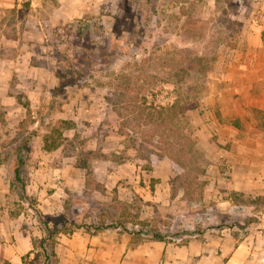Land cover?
I'll return each mask as SVG.
<instances>
[{
	"label": "crops",
	"instance_id": "1",
	"mask_svg": "<svg viewBox=\"0 0 264 264\" xmlns=\"http://www.w3.org/2000/svg\"><path fill=\"white\" fill-rule=\"evenodd\" d=\"M55 1L57 8L52 0H35L26 9L16 0H0V10L13 12L23 33L41 36L81 18L88 0ZM235 19L237 30L221 45L211 74L208 106L185 113L194 136L222 145L210 158L205 199L177 203L186 190L177 186L171 194L180 170L166 155L132 152L116 111L105 103L83 106L81 98L91 96L79 91L60 113L72 123L63 135L74 139V151L63 144L52 151L40 146L27 157L30 180L20 191L35 205L10 202L15 181L0 186V264H33L41 254L44 233L35 210L46 220L58 218L56 228L109 226L57 233L44 245L52 264H264V0H241ZM174 203L186 213L181 216H201L176 222L182 229L177 236L153 238L152 231H131L130 222L111 224L120 207L149 222L165 217Z\"/></svg>",
	"mask_w": 264,
	"mask_h": 264
},
{
	"label": "rangeland",
	"instance_id": "2",
	"mask_svg": "<svg viewBox=\"0 0 264 264\" xmlns=\"http://www.w3.org/2000/svg\"><path fill=\"white\" fill-rule=\"evenodd\" d=\"M16 2L21 8L30 5ZM240 5L241 0H88L81 18L41 36L23 33L14 26L13 12L0 10V186L14 181L16 168L21 174L10 202L26 199L35 205L34 198L20 191L30 180L27 157L35 147L43 148L52 128L64 150L74 151V139L63 135L66 128L60 124L71 122L60 113L79 91L91 96L81 98L83 106L105 103L116 111L118 128L126 134L123 142L132 152L144 158L166 155L180 170L171 194L177 186L186 190L177 203L205 199L210 158L222 145L194 136L185 113L208 106L211 74L221 45L229 44L237 30ZM177 203L165 217L149 222L137 210L127 213L120 207L111 224L130 222L134 232L145 228L177 236L182 229L177 231L176 222L190 217L181 216L185 212Z\"/></svg>",
	"mask_w": 264,
	"mask_h": 264
},
{
	"label": "trees",
	"instance_id": "3",
	"mask_svg": "<svg viewBox=\"0 0 264 264\" xmlns=\"http://www.w3.org/2000/svg\"><path fill=\"white\" fill-rule=\"evenodd\" d=\"M60 124H64L66 129L72 127V123L61 122ZM35 133H36V131H33L29 135L28 139H31L33 136H35ZM28 142H29V140H28ZM28 142L26 144H28ZM59 145H60V143H59L58 134H57L55 128H52L51 135H49L48 137L44 138L43 148L46 151H52V150L56 149ZM23 149H24V147H23ZM18 161H19L20 164L23 163V160H21V159L18 160ZM20 175H21L20 171L18 170V168H16L15 171H14V181L20 183L21 182ZM21 189L24 191V186L23 185H21ZM35 217H36L37 222L40 224L41 230L44 233V237H42L39 240L41 254L40 253L35 254V256H34V258L32 260L33 264H39L38 263L39 260H42V264H52V262H53V254L51 252H46V250L44 248V245H45L47 240L51 239L52 237H54V235H56L59 232H67V231H72L73 229H79V228H84L87 231H89L91 229L96 231V230L101 229V228L109 227V226H90L89 227V226H86V225H72V226L67 227L66 225H61L60 228H56L57 224L60 221L59 222H57V221L54 222V220H52V219L46 220L36 210H35ZM49 222H52V227L49 226V224H48ZM141 231L143 233H146V234L150 233V230H148V229L146 230L145 228L141 229ZM150 234L152 235L153 238H161L160 235L154 234L153 232H151ZM40 255H41V258H40Z\"/></svg>",
	"mask_w": 264,
	"mask_h": 264
},
{
	"label": "built area",
	"instance_id": "4",
	"mask_svg": "<svg viewBox=\"0 0 264 264\" xmlns=\"http://www.w3.org/2000/svg\"><path fill=\"white\" fill-rule=\"evenodd\" d=\"M23 1H25V2H29L30 4H32V3L35 2V0H23ZM134 229H135V227H134ZM136 230L139 231L138 229H136Z\"/></svg>",
	"mask_w": 264,
	"mask_h": 264
}]
</instances>
